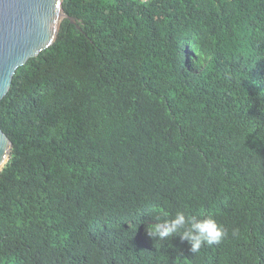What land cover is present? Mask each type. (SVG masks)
<instances>
[{
    "label": "trees",
    "instance_id": "obj_1",
    "mask_svg": "<svg viewBox=\"0 0 264 264\" xmlns=\"http://www.w3.org/2000/svg\"><path fill=\"white\" fill-rule=\"evenodd\" d=\"M64 7L0 104V264H264V0ZM181 209L228 238L147 235Z\"/></svg>",
    "mask_w": 264,
    "mask_h": 264
},
{
    "label": "water",
    "instance_id": "obj_2",
    "mask_svg": "<svg viewBox=\"0 0 264 264\" xmlns=\"http://www.w3.org/2000/svg\"><path fill=\"white\" fill-rule=\"evenodd\" d=\"M64 2L0 0V104L18 68L55 44L66 18L75 22L66 13ZM12 149L13 141L0 124V157L10 160ZM4 168L0 166V174Z\"/></svg>",
    "mask_w": 264,
    "mask_h": 264
},
{
    "label": "clouds",
    "instance_id": "obj_3",
    "mask_svg": "<svg viewBox=\"0 0 264 264\" xmlns=\"http://www.w3.org/2000/svg\"><path fill=\"white\" fill-rule=\"evenodd\" d=\"M195 53L194 64L202 63L201 54ZM10 160L0 157V166H8ZM147 224L146 232L149 237L159 238L160 241L178 236L181 241L190 245V251L198 254L204 247L221 245L229 236L228 230L216 219L213 214H192L187 210H177L174 214L160 213L157 211ZM239 230L233 229L232 237H238ZM177 258L176 264H181Z\"/></svg>",
    "mask_w": 264,
    "mask_h": 264
}]
</instances>
